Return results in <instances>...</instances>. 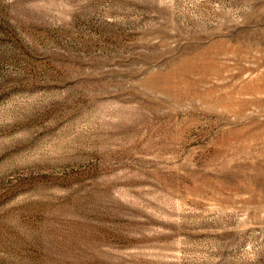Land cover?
<instances>
[{"label": "rangeland", "instance_id": "1", "mask_svg": "<svg viewBox=\"0 0 264 264\" xmlns=\"http://www.w3.org/2000/svg\"><path fill=\"white\" fill-rule=\"evenodd\" d=\"M0 264H264V0H0Z\"/></svg>", "mask_w": 264, "mask_h": 264}]
</instances>
